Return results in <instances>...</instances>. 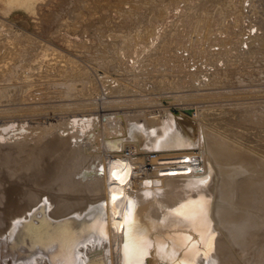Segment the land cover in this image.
<instances>
[{
  "label": "bare ground",
  "instance_id": "obj_1",
  "mask_svg": "<svg viewBox=\"0 0 264 264\" xmlns=\"http://www.w3.org/2000/svg\"><path fill=\"white\" fill-rule=\"evenodd\" d=\"M5 1L32 14L40 2ZM185 10L101 35L118 76L101 85L51 47L4 67L0 36V264H264V30L231 16L215 33L203 13L207 32L194 19L183 37ZM160 89L184 94L125 97Z\"/></svg>",
  "mask_w": 264,
  "mask_h": 264
},
{
  "label": "rangeland",
  "instance_id": "obj_2",
  "mask_svg": "<svg viewBox=\"0 0 264 264\" xmlns=\"http://www.w3.org/2000/svg\"><path fill=\"white\" fill-rule=\"evenodd\" d=\"M85 1L84 0H40V2L37 5V8H36V13L32 14V13H28V12L24 11L23 9L18 8V7H15V8L10 7L6 3L5 0H0V26H4L2 29L0 27V33H2V34H0V36L5 37V39H6V41L3 43V48H1V49H4L7 51L6 56H4V59H5L4 67L10 68L14 63L16 64L17 62H19L21 57H23L24 55H27V53L37 51L43 46L44 47H51L52 49L57 51V53H59V52L64 53L67 55V57H70L71 59H74L77 62H79L80 65H84L90 71V74L94 76V79H96L97 82L100 83V85H101V75H104L105 73L109 74V75L112 74L114 78H118L117 72L112 70L111 65H109L107 63L106 59H104L105 57L103 58L98 54V47L101 44L100 43V41H101L100 36L101 35L105 36L107 34L115 33L116 32L115 29H117V32L120 31L119 33H121V32L126 33V30L131 29L132 32L135 33L134 31H139V29H140V28L136 29V27L137 28L140 27V24L141 25L145 24L144 27H146L147 23H145V22H147V20L150 21L152 19L151 17L154 14H157L159 16V12L162 13L159 10L163 9L162 6L165 3H166V5H164V9H163L162 14L166 13L164 15V17H166L168 14H171L170 16L168 15L170 18L172 17V15H173L172 13L174 12V10H176L178 7H181L182 10H185L184 8L186 6V4L184 5L183 3H181L183 0H180V1L176 0L177 1V2L175 1L176 3L174 2V0H164V1L155 0L158 3H154L155 1H153V0H152V2H151V0H141L142 3L144 1H146L147 5H145V6H144V4H146V3L144 2L142 4L140 0H133V2L130 0H127L128 2L126 0H111V1L109 0V3H108V0H104L105 2L107 1L106 3L103 0H97V1L92 0V1H90V3L91 2L93 3V4L91 3L92 5L89 3V0H87L86 2ZM99 1H101V2H99ZM117 1H118V4H117ZM138 1H140L141 5H139ZM148 1L150 3H148ZM208 1L207 2L205 0H201L199 2H197V0L196 1H190V0L189 1L188 0L183 1V2L187 3L186 8L188 7L185 10V12L187 10L188 11L191 10V11H189V12L187 11L188 14L187 13L179 14V15H181V17L176 15L178 18L180 17L179 19H181V21H179V19L175 16L177 19H174L175 21H173V23H172V25H174V23H176L175 25H178V23L185 22L186 19H187V21L189 20L188 21L189 23H186V22L185 23L188 24V27L190 24V28H186L184 30V32L181 34V36L186 37V36L192 35L193 37L194 36L196 37V35H194V34L195 33L197 34L198 30L192 29V27L197 25L196 22H198V21H199V24L201 25V27L204 30H206V32H207V29H210L211 31H213L215 33L221 32V34H222L224 29H221V28L226 27L227 30L229 29V27L227 25H228V22L230 21L229 19L231 18V16L234 17V20L236 22L235 24L249 25L250 26L253 23L251 26H253L255 24L254 26L257 27L259 32H260V30L261 31L264 30V0H208ZM81 2H84V4H82ZM129 2H132L133 4L137 3L136 5L138 6V8H136L137 6H134V5H132V3H129ZM163 2H164V4H163ZM191 2H193L194 5H192L193 3H191ZM195 2H197V4ZM210 2H211V4H210ZM167 3H168V5H167ZM169 3H170V5H169ZM190 3H191V5H190ZM102 4H104V5H102ZM115 4H116V6H115ZM148 4L149 5L151 4L150 7ZM179 4L180 5L182 4V5L176 6ZM207 4L209 5V7ZM220 4H221V6H219ZM89 5H90V7H89ZM130 5L133 6L134 8H136L137 10L134 9L133 7H131ZM160 5H162V6H160ZM183 5H184V7L182 8ZM210 5H213V6L216 5V6H215V8H213L212 6L210 7ZM84 6H86V7H84ZM152 6L158 7L157 8L158 11L155 9L156 7L153 8ZM200 6H201L200 9L199 8L196 9L197 7H200ZM112 7L113 8L117 7V8H115L116 10L114 9V11H113ZM168 7H169V9H168ZM83 8H84V11H83ZM85 8L86 9L88 8V9L86 10ZM131 8L134 10H132ZM206 8L211 9L210 13H209V9H206ZM216 8H218V9H216ZM129 9H130V11H129ZM153 9H155V10H153ZM193 9H194V11L192 13ZM150 10H152L151 13L153 12V14L150 13ZM200 10H201V13H200L201 15L199 14ZM205 10H206V12H205ZM220 10H223L225 12L222 11V13H221ZM109 11L111 13L112 12L113 13L111 14ZM115 11L116 12L118 11V12L116 13ZM132 11L133 12L135 11L137 13L134 12V15H133ZM126 12H128V13H126ZM80 13H81V15H80ZM108 13L111 14L112 17L109 16L108 18H106ZM190 13H192L191 14V15H193L192 17H191V15L189 16ZM203 13L207 14L208 17L210 16V20H208L209 18L207 17V15L204 16L205 14H203ZM76 14L78 16H76ZM145 14H147V15H145ZM182 14L185 16H183ZM194 14L196 17L197 16L198 17L196 18L194 16ZM82 15H86V16L81 17ZM92 15H94L95 17ZM135 15H137V16L135 17ZM141 15L146 16V17L143 16L144 18L141 19L142 22H141V20H139V16H140V18L142 17ZM148 15H152V16L151 17L149 16V19H148ZM157 15H154V16H157ZM187 15H188V17H187ZM71 16H73V17H71ZM87 16L88 17L90 16L89 17L90 19H88ZM119 16L122 17L121 19L123 20V22ZM168 16H167V20H169ZM127 17H128V19H127ZM157 17L153 18V20H151V22L154 20H160L159 18H161L162 15L160 14V17H158V19H156ZM164 17H162V19L160 20L161 22H162V20H163V22H164V20L166 21V18H164ZM185 17H187V18L184 19ZM189 17L191 19H188ZM203 17H205V19ZM73 18H76V19L74 20ZM85 18L87 20H85ZM109 18H111L110 19V20H112L111 22H109V20H108ZM113 18L114 19L117 18V19L113 20ZM134 18L136 20L138 19V21H136ZM145 18H147V19H145ZM206 18H207L208 22L210 21L209 23H212L215 25L217 24L216 26H212V24H211L212 28L214 29L216 27L217 31L215 29H214L215 30L214 31L211 27L205 29L206 27L204 28L202 26L203 23H201L200 20L203 19V20H201L202 22L205 20L204 25L207 26L208 23L206 22ZM219 18L222 22L221 24H220ZM227 18L229 21H227ZM104 19H107L108 21L104 20ZM183 19H184V21H182ZM194 19H195V23H196L195 25L193 24ZM66 20H68V21H66ZM126 20L128 22L127 24L125 22ZM176 20H178V21H176ZM191 20L193 21V23ZM69 21L71 22V24L73 23L72 25L74 27V30L71 27L72 25H70V26L67 25L68 23L70 24ZM81 21H82V26H81ZM119 21L121 24L119 23ZM134 21L137 22V23L135 22V24L137 26L135 24H133ZM143 21H144V23H143ZM213 21H214V23H213ZM216 21L218 23H216ZM224 21H225V23H224ZM60 22H61V24H60ZM66 22H67V24H66ZM79 22H80V24H79ZM108 22H109L110 26H109ZM151 22L149 23V25L147 24L146 29L143 26H141V29H140L141 32H143L144 30H145L144 32H147V33L149 31L151 32V30L153 31L155 29V27H154V25L150 26V24H152ZM226 22H227V25H226ZM74 23H75V25H74ZM114 23H115V25H114ZM63 24L65 27L63 26ZM76 24L78 27L76 26ZM107 24H108V26H107ZM119 24H120V27H118ZM60 25H62L61 29H63V30L56 33L55 30H57L58 27H61ZM112 25H114V26H112ZM116 25H117V28H116ZM121 25H122V27H121ZM124 25H126V27H124ZM131 25H133V26H131ZM175 25H174V27L176 29ZM200 25L198 27H200ZM240 25L238 27H242ZM149 26L151 28H149ZM220 26H221V28H220ZM87 27H89V29ZM123 27L125 30L123 29ZM127 27H129V29ZM133 27H134V29H132ZM142 27L144 28V30ZM118 28H119V30H118ZM170 28L171 29H168L170 31H167V36L162 41L161 47H163L165 44L168 43V41L171 38V35L176 31V30H173L174 29L173 26H170ZM202 28H201V30L203 31ZM226 28H225V30H226ZM231 28L232 27H230V29ZM67 29H70V30L72 29L73 32H71L70 30H68V32H67ZM113 29L115 30V32ZM122 29L125 32H123ZM191 32H192V34H191ZM224 32H226V31H224ZM1 37H0V44H1V42H3V39H4ZM66 39L71 40V43L74 42L76 44V46H74L73 44L71 46H69L68 43L66 44V41H67ZM261 43H263V42H261ZM262 45H263V47H262ZM262 45L260 46V48L262 47L261 50L262 49L264 50V44H262ZM262 51H261V53L264 54V52H262ZM260 58H262L264 60V57H260ZM263 60L261 61V59H260V70L264 68V61ZM261 62H263V63H261ZM99 66L103 67L102 71H99V68H98ZM217 89L218 88H206L205 90L206 91H214ZM181 94H184V93L176 92L175 90L160 89V90L154 92L151 96L147 95V93L138 92L135 96H132L131 98H129L128 95H125V97L128 100L129 99L143 100V99H147L150 97L163 98V97L170 96V95L178 96ZM121 96H124V95H121ZM104 98H105V94L101 93L100 98L96 101L104 102L105 101ZM164 104L169 105V103L167 101H164ZM159 105H160V103H157V102H155L154 104H151V107L156 106V107H154V109H156L155 111L158 114H160V112L163 110V107H160ZM172 109L174 110V112H177L175 107H172ZM162 114H164L163 111H162Z\"/></svg>",
  "mask_w": 264,
  "mask_h": 264
},
{
  "label": "snow or ice",
  "instance_id": "obj_3",
  "mask_svg": "<svg viewBox=\"0 0 264 264\" xmlns=\"http://www.w3.org/2000/svg\"><path fill=\"white\" fill-rule=\"evenodd\" d=\"M143 254V253H142ZM186 264H190V262H186Z\"/></svg>",
  "mask_w": 264,
  "mask_h": 264
},
{
  "label": "water",
  "instance_id": "obj_4",
  "mask_svg": "<svg viewBox=\"0 0 264 264\" xmlns=\"http://www.w3.org/2000/svg\"><path fill=\"white\" fill-rule=\"evenodd\" d=\"M124 264V263H123Z\"/></svg>",
  "mask_w": 264,
  "mask_h": 264
}]
</instances>
